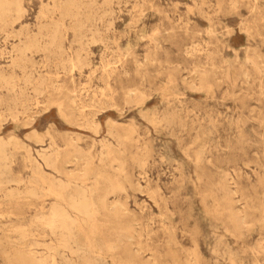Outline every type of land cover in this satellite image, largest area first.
I'll return each mask as SVG.
<instances>
[{
    "label": "rangeland",
    "instance_id": "obj_1",
    "mask_svg": "<svg viewBox=\"0 0 264 264\" xmlns=\"http://www.w3.org/2000/svg\"><path fill=\"white\" fill-rule=\"evenodd\" d=\"M67 4L23 0L21 19L0 23V139L14 175L39 186L37 166L52 172L46 154L59 149L80 171L83 154L104 167L110 147L126 161L124 200L143 249L131 248L143 264H175L174 254L182 264H264V0ZM220 182L249 215L244 234L203 202L212 193L225 203ZM45 200L0 193V264ZM24 244L80 264L42 227Z\"/></svg>",
    "mask_w": 264,
    "mask_h": 264
},
{
    "label": "bare ground",
    "instance_id": "obj_2",
    "mask_svg": "<svg viewBox=\"0 0 264 264\" xmlns=\"http://www.w3.org/2000/svg\"><path fill=\"white\" fill-rule=\"evenodd\" d=\"M77 5L78 0H68L67 8L70 9ZM24 8L23 0H0V23L20 18L24 13ZM49 38L51 37L49 36ZM58 40L60 41V39ZM202 78L204 83H207L209 76L203 75ZM33 134L40 137L38 131ZM7 144L4 139H0V193L3 192L4 197L10 200L17 199L18 201L26 199L29 195L42 197L43 200L47 197L51 199L48 203L49 206L46 204L47 201H44L30 226L22 221L13 230L20 239L11 244L10 249H5L9 264H56L50 257L39 255L38 252L28 249L24 244V240L35 226L42 227L59 238L64 248L78 255L80 264H108L110 257L112 264H143L141 262L142 256L138 255V252L132 251L131 248L132 244L136 243L139 247L138 250L143 249L137 240L135 217L131 215L127 202L124 200L128 190L124 179L120 178V175L126 172V161L121 154L110 147L103 152L102 161L111 170L105 166L96 167L93 163V156L83 154L82 156L88 159L84 168L80 171H70L67 168L70 160L57 149L58 151L54 154L44 156L45 164L48 166L47 168L52 169V172H47L39 164L37 166L39 186L29 188L24 185L25 181L22 176L17 177L13 173ZM79 151L83 153V150ZM136 159L141 162V159L137 157ZM124 177L129 178L128 173H125ZM12 183H16V186L12 187ZM220 189L225 192L223 197L225 203L223 204L217 195L206 194L203 198L206 208L217 211L222 207L228 212L235 230L244 234L245 230L250 228L249 215L234 209L231 197L232 190L227 184L220 182ZM174 255H176L175 264H182L180 256ZM195 256L193 260L195 263H199L197 254ZM189 262L191 263L192 260ZM147 264L167 263L156 257Z\"/></svg>",
    "mask_w": 264,
    "mask_h": 264
}]
</instances>
